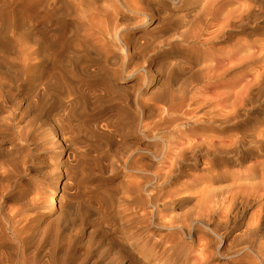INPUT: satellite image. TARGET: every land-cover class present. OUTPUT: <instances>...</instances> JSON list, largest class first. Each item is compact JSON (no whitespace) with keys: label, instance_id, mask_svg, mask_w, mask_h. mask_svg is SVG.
Masks as SVG:
<instances>
[{"label":"bare ground","instance_id":"6f19581e","mask_svg":"<svg viewBox=\"0 0 264 264\" xmlns=\"http://www.w3.org/2000/svg\"><path fill=\"white\" fill-rule=\"evenodd\" d=\"M229 3L10 0L0 7V264H96L90 263L89 251L76 255L75 236L69 230L79 228L77 218L86 220L92 214L85 215L78 205L77 188L65 197L59 192L63 180L71 190V181L84 179V168L92 167L85 160L90 153L85 146L84 159L77 161L64 154V149L72 142L103 137L98 131L100 123L106 125L120 115L126 121L122 129H142L150 146L156 148L154 168L163 169L151 172L138 158H122L121 165L131 174L124 179L128 185L123 195L116 198L122 220L111 226L113 237L104 234L99 242L105 264H264V128L256 127L261 115L264 121V108L254 111L249 148L242 151L244 144L240 146L237 136L242 130L241 117L264 95H254L251 70L234 83L227 77L236 66L259 63L264 40L236 48L227 58L215 57L210 71L195 83H183L176 92L170 91V77L182 59L166 57L162 47L170 46V41L152 45L141 42L142 36L123 34L128 28H139L127 18L148 17L154 7L168 20L169 14L153 4H167L174 11L200 8L205 23L199 28L216 29L209 39L202 40L204 35L197 34L194 43L202 46L227 28H241L245 21L264 15V1L236 12L224 9ZM119 6L128 13H122ZM150 51L154 57L142 62ZM254 69V79L262 89L264 62ZM160 72L167 75L163 89L155 94ZM120 79H135L138 91L156 95L151 102L134 97L133 105L140 106L136 117L123 114L124 108L118 110L120 105L130 106L117 102ZM200 84L208 98L204 102L193 94ZM239 86L236 93L221 97L220 90ZM210 100L222 110L201 117L196 110ZM159 132H167L170 138ZM45 148L51 149L54 164L49 201L46 206L21 204V180L15 179L27 171L33 155ZM197 150L209 156L226 152L232 160L210 158L205 163L192 156ZM186 161L193 166L190 170ZM226 165L231 168L229 177L221 169ZM199 168L210 174L204 181L192 173ZM227 178L232 180L231 188H212L214 181ZM64 199L69 200L65 204L70 217L67 237L61 236L56 222L53 229L42 223L46 218L42 210L63 205ZM189 200L196 201L194 212L178 213ZM103 209L91 212L100 214ZM154 217L158 222H153ZM119 231L121 235L116 234ZM244 237L248 240L240 243ZM230 239L234 245L224 251L223 244Z\"/></svg>","mask_w":264,"mask_h":264},{"label":"rangeland","instance_id":"374dc122","mask_svg":"<svg viewBox=\"0 0 264 264\" xmlns=\"http://www.w3.org/2000/svg\"><path fill=\"white\" fill-rule=\"evenodd\" d=\"M9 2L10 0H0V7L4 6L5 2ZM113 1V0H112ZM264 0H231V3L226 5L224 8L226 11L229 12H236L239 10H245L247 6H252L254 3ZM225 2L221 1V4ZM110 4L118 5V2H111ZM163 8L166 13L169 14L168 20L163 19V15L159 14L155 11V7ZM120 7V11L126 12L123 7ZM153 10L149 11L150 16L146 17L143 14H140L136 19L135 18H127L128 23H132L133 25H137L139 28H128L127 32L123 34L130 35L131 37L142 36L143 40L141 42L149 41L152 45L158 44L159 46L162 45V41H170V46L162 47L163 50L166 52V57L170 59H182L179 60L178 67L174 68L172 75H171V87L170 91L179 92L180 86L187 82L186 84L195 83L198 81L199 77L204 75V73L210 71L212 66V60L215 57L220 58H227L230 56L232 51L236 48H243L244 46L248 45L252 42H257L258 40H264V15L256 16L251 20L245 21V23L241 26V28H227L224 33L220 32V37L213 40L212 43L207 45H198L194 43L195 37L197 34L204 35L203 38L200 39H209L214 36V32L216 31L215 28L206 31L205 29L201 30L199 28L200 25L204 24L203 18L200 15V8L195 7L188 10L187 7H184L182 10H171L168 8V5L164 4H153ZM185 12H189L183 15ZM128 13V12H126ZM135 23V24H134ZM199 39V38H198ZM181 43V44H180ZM264 49V48H263ZM153 51H150L146 54L144 61H148L153 56ZM264 53V51H263ZM261 62H264V54L260 58V62H246L242 66H236L234 71L227 75L228 79H231V82H235L236 78L241 77L245 72L250 71L252 84H254L253 93L254 95L262 94L264 95V81L262 82L261 86L259 85V80H255L254 76L256 74V69ZM165 72H160L159 76L161 78L160 82H158L157 88L155 92L158 90L157 93L163 89L164 87V80L166 78ZM120 82V90L118 93V100L117 102L124 101V103H128L132 107H122L119 106L118 110H121L123 114H130L132 116H138L139 112V105H133L132 101L136 95L141 96L146 101H150L152 99L154 101L156 95H149L145 94V89L142 91H138L139 82L136 83L135 79H123L118 80ZM203 84L197 86L198 89L196 92L193 90V94L198 97V99L204 102V99H208L203 91L202 88ZM241 86L236 88H229V89H222L220 93L222 94L221 97H224L225 94H234L238 90H240ZM151 92V91H150ZM204 94V95H203ZM206 97V98H205ZM264 100V97L262 98ZM260 101L256 104L251 106V110L247 111V114L241 117L240 126L242 127L237 135L241 137V143L243 147L241 150H246L249 148L250 137L249 135L250 130L252 127V123L255 121V113L254 111H259L264 108V101ZM214 101H211L208 104H202L201 107L196 110L201 113V117L204 114H216L219 110L222 109L218 106H212ZM109 106H106V108ZM197 112V113H199ZM261 115V114H260ZM135 116V117H136ZM122 115L116 117L112 122H106V125L100 123L101 129H98L100 133L103 134V137L93 139L92 142H72L65 145L64 154L69 153L71 160H79L84 159V147H88V152L90 155L85 157L86 162H90L92 164L91 168H84L83 175L84 179L79 181H71L72 188L71 190L69 187L64 185V180L60 184L59 192L64 197L67 193L73 192L75 190V194L77 198L78 205L81 206L82 210L86 213L85 215L89 216V213L92 215L89 216L86 220L84 219H76V225H79V228L69 229L71 230V236H75V246L74 250L76 251V255H83L88 251L91 252L90 263L94 262L96 264H105L103 255H104V248L99 245V242L102 241L104 234L108 235L109 237H113V233L111 232V226L117 225L121 222L123 216H119L117 214L118 208L116 204V198L121 197L127 188L128 179L125 182L124 179L127 177L128 173L125 167H123L122 158L126 155H130L132 160L138 158L140 162L143 164L148 165L147 169L151 172H155L158 169L157 166L154 168V160L153 154L156 152V148L154 146H150L152 143L148 140L147 137L144 136V133L140 127L137 129H129L123 128L122 124L126 123V121H121ZM193 121V120H192ZM139 123V121H138ZM262 126L264 128V121L263 116L261 115L259 119H257L256 127ZM160 136L162 137H169L167 132H159ZM244 137V138H243ZM148 151H151L149 153ZM226 152H222L216 154L215 156H209L204 151L197 150L192 156H197L199 159L203 160L205 163L209 161L210 158L220 159L222 162L223 160H232L231 155L224 154ZM52 153L51 149L45 148L39 150L33 155V160L28 163L27 171L22 174L20 177L16 178L15 180H21L19 186H21L22 196H21V204L27 203H34L40 205H47L48 193L47 190L50 186L51 182V170L54 168V164L52 161ZM95 157V158H94ZM2 161V160H1ZM8 163L11 164L13 167L12 162ZM227 162V163H228ZM75 163V161L73 162ZM130 165V164H129ZM187 169L190 170V167H193L191 162L186 161L185 164ZM202 167V166H201ZM223 171H226V176H230L231 168L230 166L226 165L221 168ZM192 173H196V176L202 178L204 181L205 177H209L210 174L203 172L200 168L196 171H192ZM147 174V173H144ZM15 178V176H14ZM134 180H138L137 178ZM18 184L16 188L19 189ZM233 186L232 180L222 179L213 182V189H226L231 188ZM111 201L112 205L108 203ZM12 202V200H11ZM69 202L64 199L63 205L60 204L58 206H48L49 208L44 214L46 218L42 221L44 227H49L53 229L56 225L55 222L58 224L59 229L62 231L61 236L67 237V223L69 221V214L68 211L65 209V204ZM100 203V206L97 205ZM106 203V205H105ZM196 201L189 200L185 202L183 207L178 208L177 212L181 215L192 213L196 208ZM104 209L100 214H93L91 209L103 207ZM84 215V216H85ZM153 222H158V218H153ZM121 231L117 232L116 234L121 235ZM67 235V236H66ZM248 240V237H244L241 239L240 243H245ZM67 241V240H65ZM64 241V242H65ZM238 241V240H237ZM234 245L232 239L228 242L223 244V250H228L231 246ZM113 257V256H111Z\"/></svg>","mask_w":264,"mask_h":264}]
</instances>
